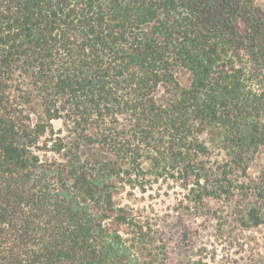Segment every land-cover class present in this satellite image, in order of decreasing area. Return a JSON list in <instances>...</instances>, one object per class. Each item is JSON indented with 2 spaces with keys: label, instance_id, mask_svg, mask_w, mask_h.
Segmentation results:
<instances>
[{
  "label": "trees",
  "instance_id": "16d2710c",
  "mask_svg": "<svg viewBox=\"0 0 264 264\" xmlns=\"http://www.w3.org/2000/svg\"><path fill=\"white\" fill-rule=\"evenodd\" d=\"M261 152L264 0H0V264H171L161 181L264 228Z\"/></svg>",
  "mask_w": 264,
  "mask_h": 264
},
{
  "label": "rangeland",
  "instance_id": "374dc122",
  "mask_svg": "<svg viewBox=\"0 0 264 264\" xmlns=\"http://www.w3.org/2000/svg\"><path fill=\"white\" fill-rule=\"evenodd\" d=\"M180 79L183 85L189 84L188 74L183 73ZM263 165L264 152H261L251 164L250 172L258 173ZM186 193L163 181L145 194L136 193V207L147 211L154 220L160 216L167 218L164 231L171 264H264V228L243 229L227 213L221 219L184 215L181 220L190 233L182 237L177 232L180 224L174 208L181 207L179 201ZM212 206L217 208L214 202Z\"/></svg>",
  "mask_w": 264,
  "mask_h": 264
}]
</instances>
